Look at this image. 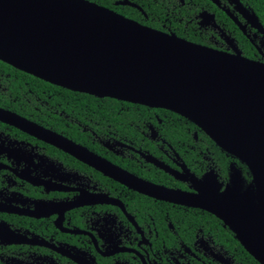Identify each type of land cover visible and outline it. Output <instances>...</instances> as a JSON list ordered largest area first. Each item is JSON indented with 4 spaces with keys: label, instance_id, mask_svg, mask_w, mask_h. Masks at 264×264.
<instances>
[{
    "label": "flooded vegetation",
    "instance_id": "obj_1",
    "mask_svg": "<svg viewBox=\"0 0 264 264\" xmlns=\"http://www.w3.org/2000/svg\"><path fill=\"white\" fill-rule=\"evenodd\" d=\"M263 10L264 0H178L150 27L263 61ZM16 80L0 69V264H261L216 215L141 193L92 163L185 192L208 179L216 193L251 185L245 164L247 172L232 160L218 167L197 131L178 140V151L164 132V117L172 118L163 112L151 110L153 118L137 120L130 133L90 113L79 117L50 102L44 89L16 88ZM191 209L218 222L206 215L197 223Z\"/></svg>",
    "mask_w": 264,
    "mask_h": 264
},
{
    "label": "water",
    "instance_id": "obj_2",
    "mask_svg": "<svg viewBox=\"0 0 264 264\" xmlns=\"http://www.w3.org/2000/svg\"><path fill=\"white\" fill-rule=\"evenodd\" d=\"M0 60L54 85L194 123L247 166L252 184L244 191L216 193L208 179L194 192L168 189L109 162L92 164L141 193L216 215L264 264V60L188 41L90 0H0Z\"/></svg>",
    "mask_w": 264,
    "mask_h": 264
},
{
    "label": "trees",
    "instance_id": "obj_3",
    "mask_svg": "<svg viewBox=\"0 0 264 264\" xmlns=\"http://www.w3.org/2000/svg\"><path fill=\"white\" fill-rule=\"evenodd\" d=\"M90 1L108 7L126 17L138 21L141 24L149 26H156L158 16H164L168 8H171L173 4L178 3V0H129L139 5L147 13L148 18H145L141 11L137 8L127 4L117 3L120 0ZM259 16L264 24V10L259 12ZM189 39L200 42L198 39ZM244 53L249 57H252V55L245 50ZM0 69L5 72H11L15 74L17 80L14 83V86L16 88H18L17 84H20L21 86L26 85L30 89H44L47 96L50 97L48 98L50 102H59L62 104V107L66 108L67 110H77L79 117L82 118L87 113H90V116L95 121L109 123L112 128L116 129L126 128L127 132H130L132 129H134L133 125L138 123L137 120H148L153 118L152 113H150L151 110L157 111L159 117L163 115V112L168 115L167 118H172L170 120L168 119L169 122H167L166 118L164 117V132L176 146L177 150L179 149L180 151H183L182 148L177 146L178 140L191 139L192 132L197 131L198 137L201 138L202 141V150L208 151L209 155L212 153L211 155L215 157V162L218 167L225 168L228 165V161L232 160L236 161V164L242 168L243 172H247V168L244 163L226 151L222 150L205 132L199 130L193 123L181 115L166 109L149 108L145 105L122 101L111 97H96L83 92H74L17 70L2 61H0ZM134 132L135 130L131 131L130 133ZM194 157L195 155L193 153L188 154V158L193 159ZM136 196L139 197L140 195ZM139 198H141L142 201L150 200L144 196H140ZM188 212L191 217H193L191 219L197 223H201L206 220V215L212 219L211 221L218 222L212 215H208L206 212L204 213L194 209H191Z\"/></svg>",
    "mask_w": 264,
    "mask_h": 264
}]
</instances>
